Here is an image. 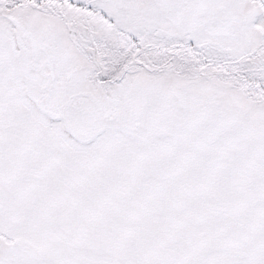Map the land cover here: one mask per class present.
Instances as JSON below:
<instances>
[{
  "label": "snow or ice",
  "instance_id": "snow-or-ice-1",
  "mask_svg": "<svg viewBox=\"0 0 264 264\" xmlns=\"http://www.w3.org/2000/svg\"><path fill=\"white\" fill-rule=\"evenodd\" d=\"M0 264H264V0H0Z\"/></svg>",
  "mask_w": 264,
  "mask_h": 264
}]
</instances>
